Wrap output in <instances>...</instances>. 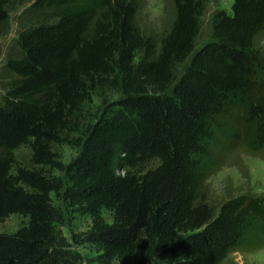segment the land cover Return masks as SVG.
<instances>
[{
	"label": "trees",
	"instance_id": "16d2710c",
	"mask_svg": "<svg viewBox=\"0 0 264 264\" xmlns=\"http://www.w3.org/2000/svg\"><path fill=\"white\" fill-rule=\"evenodd\" d=\"M13 2L0 0V24ZM171 2L158 43L138 30L134 0L31 4L40 19L16 36L0 101V224L25 222L0 231V264H230L264 247V196L215 212L202 195L224 146L264 153V0L216 10L197 50L206 0ZM106 90L121 97L82 129ZM63 144L76 149L65 164ZM62 206L88 228L67 239Z\"/></svg>",
	"mask_w": 264,
	"mask_h": 264
},
{
	"label": "rangeland",
	"instance_id": "374dc122",
	"mask_svg": "<svg viewBox=\"0 0 264 264\" xmlns=\"http://www.w3.org/2000/svg\"><path fill=\"white\" fill-rule=\"evenodd\" d=\"M35 0H14L8 7L7 20L0 24V101L2 99L3 86L12 79V75L5 68L8 59L17 55L15 39L22 28L34 24L40 19V14L31 8ZM137 5L135 24L138 30L152 37L158 43L163 34L168 30L173 19V5L171 0H134ZM232 0H206L204 10L200 18V26L194 41V50H197L210 39L211 21L213 13L219 9L229 10ZM255 48L264 56V32L254 37ZM190 57L177 69L175 75L180 76L188 64ZM257 78L263 80L264 76L258 71ZM121 97L117 90H106L102 97H95L93 104L88 108L86 120L82 129L90 123L94 116H98L106 104ZM79 136L71 135L70 138ZM71 140V139H69ZM221 157V166L203 183L202 195L204 201L215 212L224 201L238 195L264 196V153L253 149L244 150L242 145L224 146ZM54 152L60 162L67 163L76 154V149L66 144L55 146ZM15 157L22 163L28 161V150L20 147L15 152ZM58 205V203H55ZM64 215V227L61 228L63 235L70 239L71 233H80L89 226V219L70 213L62 206ZM25 222L18 216H11L0 224V231L12 232ZM74 249L83 256H90L85 247ZM228 262L230 264H264V247L255 252L233 253Z\"/></svg>",
	"mask_w": 264,
	"mask_h": 264
}]
</instances>
